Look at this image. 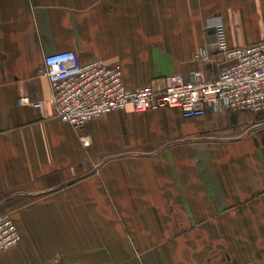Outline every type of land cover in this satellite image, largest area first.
I'll return each mask as SVG.
<instances>
[{
	"label": "crops",
	"instance_id": "0c3cea01",
	"mask_svg": "<svg viewBox=\"0 0 264 264\" xmlns=\"http://www.w3.org/2000/svg\"><path fill=\"white\" fill-rule=\"evenodd\" d=\"M261 40L264 0H0V215L21 237L0 264H264V111L128 105L73 127L41 73L73 50L162 88Z\"/></svg>",
	"mask_w": 264,
	"mask_h": 264
},
{
	"label": "built area",
	"instance_id": "2783aa9c",
	"mask_svg": "<svg viewBox=\"0 0 264 264\" xmlns=\"http://www.w3.org/2000/svg\"><path fill=\"white\" fill-rule=\"evenodd\" d=\"M220 55L221 67L214 79L206 80L203 71L196 69L188 80L172 74L162 88L146 84L129 89L120 65L100 59L82 62L73 50L46 54L41 73L49 82V101L56 116L73 127L128 105L136 111L177 106L185 117L204 115L214 105L233 112L264 111V40L224 48ZM195 58L208 59L203 52H196ZM20 103L41 104L27 96ZM20 238L11 216L0 215V252Z\"/></svg>",
	"mask_w": 264,
	"mask_h": 264
}]
</instances>
